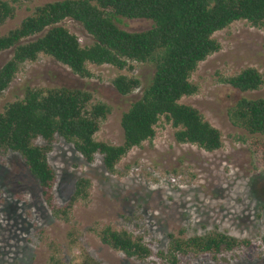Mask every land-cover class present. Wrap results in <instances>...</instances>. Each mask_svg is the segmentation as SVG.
Wrapping results in <instances>:
<instances>
[{"label":"rangeland","instance_id":"obj_1","mask_svg":"<svg viewBox=\"0 0 264 264\" xmlns=\"http://www.w3.org/2000/svg\"><path fill=\"white\" fill-rule=\"evenodd\" d=\"M57 1L64 0L13 4L15 16L0 26V36L18 28L36 8ZM64 24L83 47L94 43L80 24L71 20ZM118 25L128 32H144L153 22L123 19ZM214 37L221 50L199 64L191 78L199 92L181 103L198 109L221 132L223 147L209 153L178 144L175 129L162 120L155 140L131 150L111 174L100 155L88 164L72 144L57 138L49 155L57 176L56 203L63 207L69 202L80 178L92 183L89 199L75 204L69 221L53 216L39 182L20 155L0 153V264H81L84 254L101 264H166L159 253L168 250L170 234L189 239L212 232L247 239L252 245L217 259L210 255L181 258L180 264H264V158L239 141L248 134L234 127L228 116L229 109L242 98H264V85L243 93L221 82L247 68H255L264 76V28L237 22ZM12 56L13 50L0 53V69ZM133 66V70L119 71L107 65H89L93 76L82 79L41 55L36 62L23 64L0 96V113L8 104L23 99L27 87L86 90L93 94L94 102L111 108L96 139L121 145L122 115L141 92L123 97L112 82L119 75H127L147 84L154 74L149 64ZM108 226L142 237L151 256L143 261L128 258L104 245L96 231Z\"/></svg>","mask_w":264,"mask_h":264},{"label":"trees","instance_id":"obj_2","mask_svg":"<svg viewBox=\"0 0 264 264\" xmlns=\"http://www.w3.org/2000/svg\"><path fill=\"white\" fill-rule=\"evenodd\" d=\"M23 1L26 0H0V26L14 18L13 4ZM123 19L149 20L153 26L144 32H128L118 25ZM68 20L80 24L94 43L83 47L65 26ZM237 22L264 28V0H64L36 8L18 28L0 36V53L13 50L11 59L0 69V96L13 83L22 65L36 62L41 55L51 57L82 79L92 78L89 65H107L123 71L133 70L134 64H149L154 67V74L147 84L127 75H119L112 82L123 97L141 92L122 115L121 145L96 139L111 108L94 102L92 93L27 87L23 99L8 104L0 113V153L20 155L39 182L53 216L69 221L75 204L89 199L92 183L80 178L69 202L63 207L56 203L57 176L49 155L57 138L72 144L88 164L100 155L104 168L111 174L131 150L155 140L162 120L175 129L176 143L209 153L220 150L221 132L198 109L181 100L198 94L199 87L191 81L193 74L200 63L221 50L215 34ZM221 82L246 93L260 90L264 76L255 68H247ZM228 116L234 127L248 134L239 141L264 158V98H242L229 109ZM39 140L43 143L38 144ZM96 234L104 245L128 258L143 261L152 254L142 237L135 238L127 231L108 226ZM168 238V250L159 253L166 264H180L181 258L202 255L217 259L252 245L247 239L221 232L189 239L170 234ZM261 241L264 245V234ZM81 264L101 263L84 254Z\"/></svg>","mask_w":264,"mask_h":264}]
</instances>
